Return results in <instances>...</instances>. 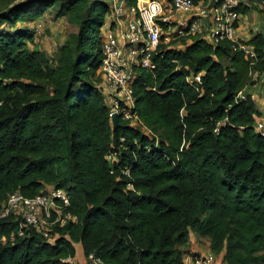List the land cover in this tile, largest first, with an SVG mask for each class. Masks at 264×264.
<instances>
[{"label": "trees", "instance_id": "trees-1", "mask_svg": "<svg viewBox=\"0 0 264 264\" xmlns=\"http://www.w3.org/2000/svg\"><path fill=\"white\" fill-rule=\"evenodd\" d=\"M238 2L236 29L264 12V0ZM52 10L77 28L56 61L35 44ZM109 14L110 0H0V210L13 192L62 189L76 218L51 243L34 232L10 242L17 222L0 220V264H71L75 245L102 264H183L196 255L191 234L220 264H264L262 111L250 93L263 82L264 28L237 32L258 54L252 66L226 40L159 44L154 70L138 68L132 84L140 126L117 120L113 130L98 74Z\"/></svg>", "mask_w": 264, "mask_h": 264}, {"label": "built area", "instance_id": "built-area-1", "mask_svg": "<svg viewBox=\"0 0 264 264\" xmlns=\"http://www.w3.org/2000/svg\"><path fill=\"white\" fill-rule=\"evenodd\" d=\"M238 3V0H137L135 5L126 7L125 0H110L108 24L102 30V57L98 69L110 121L116 115L118 121L140 126L134 111L132 84L138 68L154 70L152 58L161 43L167 44L180 37L198 34L213 44L229 41L234 50L243 53L250 66L257 62L259 58L253 46L241 43L237 33L235 24L240 18L236 11ZM207 18H210L208 25L205 23ZM171 27L182 29L173 35L170 33ZM41 28V24L36 26L37 34ZM262 37L264 41V30ZM252 74L255 77L257 75ZM188 82L199 84L200 75L188 78ZM241 100H245L244 90L239 91L235 97V102ZM261 111V117L255 121L254 131L264 136V105ZM114 158L115 153L107 156L109 161ZM68 206V195L62 189H51L34 197L13 192L0 210V220L13 215L17 222L16 231L8 238L10 242L16 237L24 238L29 236V232H34L51 243L58 237L55 228L76 223V218L67 212ZM0 241L4 243L6 237H1ZM83 264L102 262L91 254L84 258ZM183 264H217V259L209 253L204 256L189 254L183 258Z\"/></svg>", "mask_w": 264, "mask_h": 264}, {"label": "rangeland", "instance_id": "rangeland-1", "mask_svg": "<svg viewBox=\"0 0 264 264\" xmlns=\"http://www.w3.org/2000/svg\"><path fill=\"white\" fill-rule=\"evenodd\" d=\"M22 1V0H17ZM259 9H263V6H258ZM43 26L42 31L40 32L39 36L35 38L36 47L44 51L48 58L51 61H56L60 47L71 40V36L76 34L77 28L68 21V18L55 17V10H52L50 13H47L41 20ZM247 23L249 32H255L262 30L264 28V12L258 13L257 11L251 10V12L247 15ZM179 48V46H177ZM252 81L256 80L254 74L251 75ZM256 84H259V81H255ZM256 89V88H254ZM250 90H253L250 89ZM76 247V255L73 259L70 260L71 264H83L84 258L79 259V251L78 246ZM188 250H200V252L208 251V240L201 239L198 236L191 234L190 241L186 247ZM192 252V251H191ZM199 252V253H200ZM193 253V252H192ZM199 253H196L199 255Z\"/></svg>", "mask_w": 264, "mask_h": 264}, {"label": "crops", "instance_id": "crops-1", "mask_svg": "<svg viewBox=\"0 0 264 264\" xmlns=\"http://www.w3.org/2000/svg\"><path fill=\"white\" fill-rule=\"evenodd\" d=\"M237 32L246 38H249L252 36V32H249V29H248L247 16H243L241 18ZM263 78L264 77H262L261 79H263ZM252 88H253V90H250V93L257 100V103L259 104V106L262 107L264 105V87L261 85V81L259 80V84H255L253 87H251V89ZM254 88H256V89H254ZM189 251L190 252L192 251L193 254H196V253H199L201 251V249L200 250L197 249V251L196 250H189ZM208 252H209V250L207 252H205V254L203 252H200L199 255L204 256ZM196 255H198V254H196ZM79 258L81 259L82 256H79ZM216 259H217V263L220 264L221 259L220 258L219 259L216 258Z\"/></svg>", "mask_w": 264, "mask_h": 264}, {"label": "water", "instance_id": "water-1", "mask_svg": "<svg viewBox=\"0 0 264 264\" xmlns=\"http://www.w3.org/2000/svg\"><path fill=\"white\" fill-rule=\"evenodd\" d=\"M111 124H112V129L115 130L116 128L120 127V124L117 121L116 115H113L111 117Z\"/></svg>", "mask_w": 264, "mask_h": 264}]
</instances>
